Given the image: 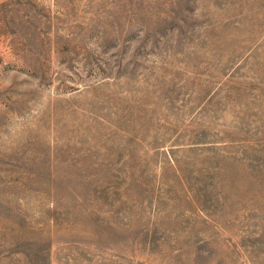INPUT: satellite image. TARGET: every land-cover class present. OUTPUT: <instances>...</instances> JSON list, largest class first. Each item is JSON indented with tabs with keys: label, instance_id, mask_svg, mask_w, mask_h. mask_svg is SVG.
Returning <instances> with one entry per match:
<instances>
[{
	"label": "rangeland",
	"instance_id": "obj_1",
	"mask_svg": "<svg viewBox=\"0 0 264 264\" xmlns=\"http://www.w3.org/2000/svg\"><path fill=\"white\" fill-rule=\"evenodd\" d=\"M0 264H264V0H0Z\"/></svg>",
	"mask_w": 264,
	"mask_h": 264
}]
</instances>
